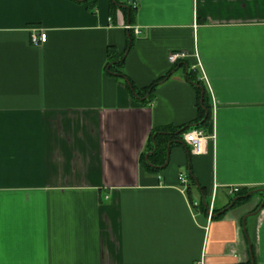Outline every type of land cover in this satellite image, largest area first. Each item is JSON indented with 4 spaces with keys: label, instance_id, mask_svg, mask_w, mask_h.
I'll return each mask as SVG.
<instances>
[{
    "label": "crops",
    "instance_id": "1",
    "mask_svg": "<svg viewBox=\"0 0 264 264\" xmlns=\"http://www.w3.org/2000/svg\"><path fill=\"white\" fill-rule=\"evenodd\" d=\"M116 4L0 0V264H264V0ZM190 72L204 152L161 139L149 171L153 131L199 119Z\"/></svg>",
    "mask_w": 264,
    "mask_h": 264
},
{
    "label": "trees",
    "instance_id": "2",
    "mask_svg": "<svg viewBox=\"0 0 264 264\" xmlns=\"http://www.w3.org/2000/svg\"><path fill=\"white\" fill-rule=\"evenodd\" d=\"M73 1L82 3L84 0H73ZM116 2L117 0H111L113 10L117 9ZM128 10H125V13L130 14ZM132 45H133V41L131 40L129 41L128 50L131 49ZM123 65H124V60L118 61L116 64H111L110 69H109L110 74L114 77H119V78L124 77L125 78V74L122 71ZM166 79L167 77L161 78L160 80L152 84L150 87L143 89V90H137L129 79H127V84H128L129 90L131 91L135 99L143 103H148L151 100L156 88L161 83H163ZM187 80L191 84H193L197 88V91H198L199 112H200L199 119L197 120L196 125H193V126L191 125L185 126L179 129L167 128L164 132L153 131V133L151 134L148 140L146 150L141 158L142 165L145 168H147L149 171L151 170L153 172H156L159 170V168H156V167L164 166L166 163L167 150H166L165 144L162 143L161 139H164L166 143H169V144L170 143L172 144L174 140H182L183 135L186 132L190 131L193 128L201 129V127L205 126L210 119V116H207V114L209 113L211 107L209 105L206 92H204V95H203V90L205 91V89L202 85V82L199 81L197 74L194 72L188 73ZM148 154H149V158L147 160L146 157ZM159 159H160V162L158 163L157 160ZM238 196L239 197H238V201L236 202V205L243 204L248 200V198H250L249 192H245V191H241L238 194ZM255 261L256 260H255L254 247H253V262L251 261V263L249 264H255Z\"/></svg>",
    "mask_w": 264,
    "mask_h": 264
},
{
    "label": "built area",
    "instance_id": "3",
    "mask_svg": "<svg viewBox=\"0 0 264 264\" xmlns=\"http://www.w3.org/2000/svg\"><path fill=\"white\" fill-rule=\"evenodd\" d=\"M137 34H140V33L137 32ZM32 42L35 46L44 45L47 42V36L45 33L33 34ZM186 57L187 56L185 54L174 53V54H171L169 56V61L172 64H176L180 60L186 59ZM206 139H207V136H206L205 132L199 128H193L183 135V141L186 143V145L190 146V148L192 149V153L194 155H197V156H200L203 154L204 144H205ZM179 179H180L181 184L185 188H187L188 187V180H187L186 175L185 176L181 175ZM240 191H241V189L236 188V187L229 189L230 194H239ZM215 199H216V191L214 192L212 200L208 206V218H209L208 220H209V222L212 221V219L215 215ZM194 205L198 206L199 203L195 202ZM196 264H207L205 257L203 256Z\"/></svg>",
    "mask_w": 264,
    "mask_h": 264
},
{
    "label": "water",
    "instance_id": "4",
    "mask_svg": "<svg viewBox=\"0 0 264 264\" xmlns=\"http://www.w3.org/2000/svg\"><path fill=\"white\" fill-rule=\"evenodd\" d=\"M264 192V191H263ZM262 208V207H261Z\"/></svg>",
    "mask_w": 264,
    "mask_h": 264
}]
</instances>
